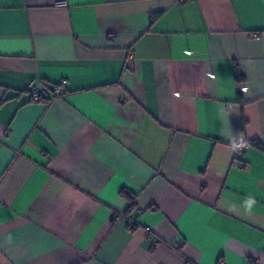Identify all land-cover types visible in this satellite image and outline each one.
Listing matches in <instances>:
<instances>
[{"label": "crops", "instance_id": "0c3cea01", "mask_svg": "<svg viewBox=\"0 0 264 264\" xmlns=\"http://www.w3.org/2000/svg\"><path fill=\"white\" fill-rule=\"evenodd\" d=\"M0 264H264V0H0Z\"/></svg>", "mask_w": 264, "mask_h": 264}, {"label": "trees", "instance_id": "16d2710c", "mask_svg": "<svg viewBox=\"0 0 264 264\" xmlns=\"http://www.w3.org/2000/svg\"><path fill=\"white\" fill-rule=\"evenodd\" d=\"M155 14L151 15V22H153L154 18H155ZM237 73V78L241 79V74L240 72L237 70L236 71ZM58 90H59V85L56 84V88L52 91L51 95L49 98H47L45 101H48L50 100V98H52L53 96H57L58 94ZM256 146H258L259 148H263V145L260 141H255L253 142ZM121 195L123 197H125L128 201H129V206L127 208V210L124 212V215H129L137 206V195L131 191H128V190H123L121 192Z\"/></svg>", "mask_w": 264, "mask_h": 264}, {"label": "built area", "instance_id": "2783aa9c", "mask_svg": "<svg viewBox=\"0 0 264 264\" xmlns=\"http://www.w3.org/2000/svg\"><path fill=\"white\" fill-rule=\"evenodd\" d=\"M63 86V83L59 85V89ZM56 88V84H49L43 89L34 87L31 89L32 98L35 101H45L50 97L52 91ZM247 91V89H245Z\"/></svg>", "mask_w": 264, "mask_h": 264}]
</instances>
